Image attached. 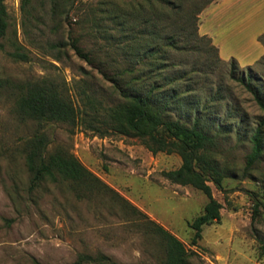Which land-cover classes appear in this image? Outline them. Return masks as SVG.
Returning <instances> with one entry per match:
<instances>
[{
  "label": "rangeland",
  "instance_id": "1",
  "mask_svg": "<svg viewBox=\"0 0 264 264\" xmlns=\"http://www.w3.org/2000/svg\"><path fill=\"white\" fill-rule=\"evenodd\" d=\"M70 1L55 0L53 7V0H3L7 27L0 39V76L12 84L52 77L65 84L74 103L79 102L82 87L103 103L116 101L96 68L66 45L68 33L109 72L143 62L133 61L129 50L116 45L113 38L119 34L115 29L98 30L86 18L95 0L76 2L78 9L75 4L68 8ZM172 1L181 11L156 24L160 39L152 40L151 50L171 34L179 48L162 56L164 63L156 66L160 76L146 82L162 84L186 74L177 91L186 93L185 101L208 109L204 118L211 125L216 160L224 169L222 189L209 183L212 197L220 203L219 219L202 225L200 238L192 244L189 224L202 212L207 197L190 185L171 183L162 176L161 171L179 166L178 154H152L137 138L99 137L64 123L43 127L47 149L62 148L75 156L99 179L100 189L82 190L77 197L69 182L49 180L30 189L21 143L37 124L14 115L16 89L8 85L0 89V264H32V260L69 264L81 253H101L120 264L155 263L162 257L160 247L145 226L122 208L116 194L175 235L190 253L188 264H264V147L245 168L249 136L264 112L244 85L248 82L264 98V54L242 66L220 59L209 40L193 37L194 25L185 17L199 10L197 25L200 12L213 0ZM134 20L139 27L142 19ZM97 24L111 26L108 20ZM136 28L123 33L134 35ZM14 41L25 59L7 54ZM144 45L140 43L139 49ZM218 121L225 122L222 128H217Z\"/></svg>",
  "mask_w": 264,
  "mask_h": 264
},
{
  "label": "trees",
  "instance_id": "2",
  "mask_svg": "<svg viewBox=\"0 0 264 264\" xmlns=\"http://www.w3.org/2000/svg\"><path fill=\"white\" fill-rule=\"evenodd\" d=\"M81 1H70L68 8L74 6L80 8L76 2ZM54 6H56L55 0H53ZM180 11V6L172 0H122L121 2L95 0L94 6H89L86 18L91 19L94 28L98 30L99 28L115 29L120 35L117 37L113 35L115 37L113 39L117 40L116 45L122 44L121 50H129L127 54L133 61L143 62L142 66L114 69L112 72L106 69V65L96 63L91 53L80 48L77 39L68 33L66 45L77 56L96 68L101 78L108 82L111 91L116 94L118 98L116 101L103 103L92 91L82 87L78 93L79 102L74 103L65 84L48 76H40L17 84H12L7 78L0 76V89L12 85L16 89L12 112L20 120H29L37 124V128L21 143L30 189L45 180L69 182L77 197L82 196V190L100 189L99 179L75 156L62 148L47 149L49 141L43 127L51 123L81 127L99 137L118 134L137 138L152 154L157 152L178 154L181 160L179 166L161 171L162 176L171 183L190 185L207 197L202 212L189 224L193 230L191 243L194 244L200 238L202 225L217 221L220 216V203L212 197L209 183L215 188L222 189L224 169L216 160L213 150L214 139L210 133L211 125L204 118V113L206 114L208 109L206 106L197 107L195 103L185 101L186 93L177 91V84L184 80L186 74L166 78L168 81L162 84L155 81L154 84L146 82L149 78L151 81L160 76L157 65L164 63L162 56L168 54L170 49L179 48L177 47L179 43L174 41L175 36L171 34L163 38L164 43L156 50H151L152 40L160 39L155 33L156 24L160 19L176 17ZM198 12L199 10L192 12L193 14L191 12L185 14V17L190 18L192 27L194 25L192 35L196 39L210 41L207 36L197 32L194 21ZM6 17L5 5L3 0H0V39L5 35ZM100 19L108 20L112 27H98L97 23ZM134 19H142L141 25L137 28ZM131 24L136 28L135 34L125 36L123 32L126 28L132 27ZM257 40L264 45V33L260 34ZM143 42L146 46L139 49V44ZM13 46L7 54L13 59H25L26 55L20 51V45L14 41ZM209 46L214 47L211 41ZM139 56H143L142 59H139ZM230 61L233 66L237 64L232 58ZM145 67L149 68L147 72H143ZM244 85L264 112V98L252 89L248 82ZM224 123L218 121L215 124L217 128H222ZM249 140L251 146L246 155L245 168L251 166L263 150L264 114L252 130ZM116 198L126 212L134 216L140 225L145 226L146 233L155 239L160 247L162 257L152 264H188L190 253L175 235L149 219L127 200L117 194ZM84 262L120 264L101 253L78 254L69 264ZM32 264L40 263L32 260Z\"/></svg>",
  "mask_w": 264,
  "mask_h": 264
},
{
  "label": "crops",
  "instance_id": "3",
  "mask_svg": "<svg viewBox=\"0 0 264 264\" xmlns=\"http://www.w3.org/2000/svg\"><path fill=\"white\" fill-rule=\"evenodd\" d=\"M197 32L207 36L222 60L250 65L264 54V0H213L200 12Z\"/></svg>",
  "mask_w": 264,
  "mask_h": 264
}]
</instances>
